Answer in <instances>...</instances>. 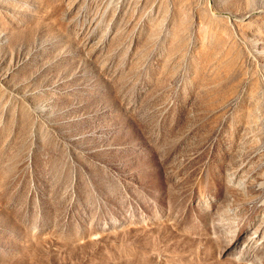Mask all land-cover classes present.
<instances>
[{
	"label": "rangeland",
	"instance_id": "1",
	"mask_svg": "<svg viewBox=\"0 0 264 264\" xmlns=\"http://www.w3.org/2000/svg\"><path fill=\"white\" fill-rule=\"evenodd\" d=\"M0 264H264V0H0Z\"/></svg>",
	"mask_w": 264,
	"mask_h": 264
}]
</instances>
